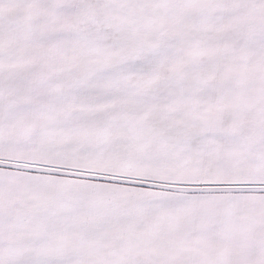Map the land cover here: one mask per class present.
<instances>
[{
  "label": "snow or ice",
  "instance_id": "snow-or-ice-1",
  "mask_svg": "<svg viewBox=\"0 0 264 264\" xmlns=\"http://www.w3.org/2000/svg\"><path fill=\"white\" fill-rule=\"evenodd\" d=\"M0 264H264V0H0Z\"/></svg>",
  "mask_w": 264,
  "mask_h": 264
}]
</instances>
